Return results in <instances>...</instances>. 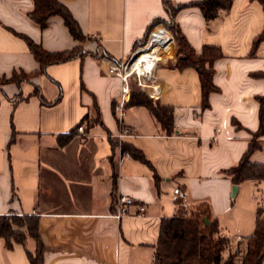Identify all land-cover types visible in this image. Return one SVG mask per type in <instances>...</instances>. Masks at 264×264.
Masks as SVG:
<instances>
[{"label":"crops","instance_id":"0c3cea01","mask_svg":"<svg viewBox=\"0 0 264 264\" xmlns=\"http://www.w3.org/2000/svg\"><path fill=\"white\" fill-rule=\"evenodd\" d=\"M57 1L84 41L73 40L59 17L49 18L43 29L30 21L32 0H0V216L37 219L40 264H151L161 220L177 209L175 188L186 192L189 208L206 204L222 235L251 236L264 182L242 183L232 197L234 185L224 173L238 164L258 129L256 97L264 96V79L253 75L264 72V41L254 56L250 52L264 27L262 7L231 0L230 10L209 24L198 9L177 13L175 22L197 53L205 45L221 50L213 65L218 92L201 111L197 72L177 69L183 54L175 40L176 60L173 43L154 72L158 88L152 98L172 108L174 133L167 135L145 107L126 108L124 125L133 136L121 146L140 152L143 163L130 155L119 159L114 105L120 81L106 74L104 60L130 58L152 21L168 18L163 0ZM156 26L165 33L161 23L151 32ZM21 37L45 52L79 47L88 55L34 75L38 64ZM13 74L31 77L18 84L1 81ZM34 88L50 105L40 103ZM261 144L252 162L264 165V136ZM120 196L134 204L117 219ZM35 245L27 237L23 245L6 248L0 238V264H29L26 253Z\"/></svg>","mask_w":264,"mask_h":264},{"label":"trees","instance_id":"16d2710c","mask_svg":"<svg viewBox=\"0 0 264 264\" xmlns=\"http://www.w3.org/2000/svg\"><path fill=\"white\" fill-rule=\"evenodd\" d=\"M257 2L264 13V0H250ZM33 9L27 17L41 29L46 26V22L51 17H59L70 37L78 42L86 38L82 36L79 26L73 19L66 7L57 0H32ZM231 0H199L186 4H173L169 0H163L162 6L167 15V19L157 18L147 27L144 38L139 42L143 45L151 29L156 24H163L173 33L178 47L183 54L178 61L177 69L183 70L193 68L196 70L201 88V111H205L209 106V96L217 93L218 89L213 84V65L222 58L221 50L217 47L205 45L200 53H197L189 44L179 26L175 22L178 12L184 9L195 8L201 13L206 24L216 20L221 12H228L231 8ZM34 61L38 64V70L34 75L42 74L47 66L62 64L74 59H82L88 54L79 47L68 51L49 53L43 51L40 46L34 44L29 39L21 37ZM175 46V60L177 47ZM264 41V27L262 32L253 40L250 55L254 56L260 44ZM98 58L97 55H92ZM256 78L264 79V72L253 75ZM30 75L13 74L8 80L18 84L26 81ZM41 104H46L40 97L36 88L33 90ZM259 105L258 129L251 133V139L242 158L232 168L225 171V175L230 178L234 186H239L245 182H264V165L252 162V156L262 149L261 138L264 136V96L256 97ZM132 106L145 107L161 126L167 135L174 133L173 110L170 107L161 106L156 100L148 97L145 93L131 85L129 101L126 108ZM82 122L76 126L81 125ZM233 124L239 128L235 122ZM74 130V131H75ZM72 130L66 135L70 138L74 133ZM122 152L128 153L143 163H147L140 152L132 147L121 146ZM155 180H158L155 175ZM264 201V200H262ZM260 202L257 208L255 229L251 236L238 239L246 243L244 254L239 249L234 254H229L227 258L223 253L229 247L230 239L221 234L219 223L211 217L209 207L206 204H199L187 212L182 207L176 209L171 218L161 220L158 240L154 251V264H264V203ZM263 203V204H262ZM205 219L208 224L205 223ZM35 242L33 253H26L29 264H40L42 256V246L38 237L37 219L29 216H0V238L4 240L6 248H10L12 243L23 245L26 238Z\"/></svg>","mask_w":264,"mask_h":264},{"label":"built area","instance_id":"2783aa9c","mask_svg":"<svg viewBox=\"0 0 264 264\" xmlns=\"http://www.w3.org/2000/svg\"><path fill=\"white\" fill-rule=\"evenodd\" d=\"M150 34V33H149ZM152 34V32H151ZM151 34L149 40L151 39ZM149 36V35H148ZM174 37V36H173ZM175 40V38H174ZM149 41L139 46L134 53L125 61L116 62L113 60L105 59L106 65V74L118 78L120 81V94L114 105V114L119 126V133L116 136V139L119 143V159L128 158L129 154L122 152L121 143L124 139L130 138L133 136L131 130L124 125V118L126 114V105L129 101L131 85H134L138 90L145 92L148 97L156 98L155 91H157L156 80L154 72L159 65L160 60H154L153 65L150 69H147L145 62L142 61L138 63L139 67H136L135 64L139 61V57L144 51L148 49ZM162 52V48L157 50ZM155 52V53H158ZM77 132H81V126L77 127ZM187 194L181 188H175L173 190V201L175 206L187 208L186 204ZM134 204V200L128 197L120 196L117 200V211L115 217L117 219L127 214L128 207ZM143 212V208L140 209ZM151 264H154V257L152 258Z\"/></svg>","mask_w":264,"mask_h":264},{"label":"bare ground","instance_id":"6f19581e","mask_svg":"<svg viewBox=\"0 0 264 264\" xmlns=\"http://www.w3.org/2000/svg\"><path fill=\"white\" fill-rule=\"evenodd\" d=\"M161 26H156L151 34V39L149 40V47L147 51L145 50L139 57V61L135 64L136 67H139L138 63L144 61L147 69H150L153 65L154 60H159L162 57H165L167 51L173 46L174 40L172 35L169 34L166 28H163L165 33H161ZM162 48V52L157 50ZM158 52V53H155ZM163 54V55H162ZM159 58V59H158Z\"/></svg>","mask_w":264,"mask_h":264},{"label":"rangeland","instance_id":"374dc122","mask_svg":"<svg viewBox=\"0 0 264 264\" xmlns=\"http://www.w3.org/2000/svg\"><path fill=\"white\" fill-rule=\"evenodd\" d=\"M165 27V26H164ZM166 28V27H165ZM167 29V28H166ZM169 30V29H168ZM172 33V32H171ZM151 34V32H150ZM150 34L149 36L147 37V40H146V44L148 43L149 41V37H150ZM173 34V33H172ZM163 55V54H162ZM159 59V58H158ZM168 58H165V57H162L160 58L159 60V63L160 64L161 62H164L166 61ZM264 203V201H262ZM262 203V204H263ZM196 206L192 207V208H195ZM192 208H184L185 210H187V212H190V210ZM245 247H246V243L245 242H241L239 241L238 239H230V244H229V247L226 249V251L223 253V257L224 258H227L229 256V254H234V251H236V249H239L241 254L243 253L244 254V250H245Z\"/></svg>","mask_w":264,"mask_h":264},{"label":"water","instance_id":"95a60500","mask_svg":"<svg viewBox=\"0 0 264 264\" xmlns=\"http://www.w3.org/2000/svg\"><path fill=\"white\" fill-rule=\"evenodd\" d=\"M231 191H232L231 196L234 197L235 194L237 193V186H233ZM205 223L208 224L206 219H205Z\"/></svg>","mask_w":264,"mask_h":264}]
</instances>
